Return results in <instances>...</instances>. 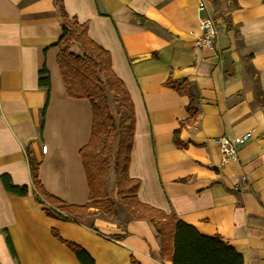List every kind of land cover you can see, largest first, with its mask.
<instances>
[{"label":"crops","instance_id":"1","mask_svg":"<svg viewBox=\"0 0 264 264\" xmlns=\"http://www.w3.org/2000/svg\"><path fill=\"white\" fill-rule=\"evenodd\" d=\"M63 1L111 54L133 102L129 176L139 182V203L219 237L244 264H264V0ZM200 5L218 24L213 49L194 43ZM61 35L54 0H0V177L29 187L19 197L0 181V264H80L52 230L96 264H130L131 256L141 264H171L158 259L160 239L147 221L118 225L97 216L95 231L47 217L35 199L27 153L39 163L47 193L77 206L90 196L80 150L91 137L92 111L88 100L66 93L56 61ZM43 66L51 84L44 120ZM169 78L194 101L167 86ZM248 131L253 137L239 147L238 162L223 163L214 140Z\"/></svg>","mask_w":264,"mask_h":264},{"label":"trees","instance_id":"2","mask_svg":"<svg viewBox=\"0 0 264 264\" xmlns=\"http://www.w3.org/2000/svg\"><path fill=\"white\" fill-rule=\"evenodd\" d=\"M62 20V35L55 44L59 49L57 65L63 85L70 98L86 99L92 111V131L89 143L80 150L83 169L90 190L89 202L84 206L70 205L53 197L39 180V163L27 153L31 170L33 189L36 201L43 206L45 215L66 222L88 224L95 230L91 210H99L107 198L106 180L110 173L112 146L117 139L114 158V174L118 194L124 199L130 213L128 221H147L154 226L160 239L161 252L158 259L171 264H244V258L237 251L223 242L219 237L201 235L194 227L178 221L175 216L144 206L136 197L139 182L129 176V165L133 148L135 131V112L129 92L112 67L111 54L96 45L88 36L87 24H80L75 17H70L65 10L63 0H54ZM144 25L146 19L136 16ZM73 45L80 47L82 55L72 52ZM38 85L47 89L42 118L44 120L50 100V77L46 67L39 71ZM167 86L194 101L195 96L169 78ZM107 92L113 94V103L118 106L119 123L116 125L110 110ZM196 117V113L189 109ZM43 129V125H42ZM41 129V130H42ZM175 143L181 146L179 131H175ZM1 184L8 194L26 197L29 187L14 185L9 175L0 177ZM54 238L67 246L80 264H96L94 259L77 244L65 241L56 230ZM7 247L13 259L17 255L9 235ZM130 264H141L133 256Z\"/></svg>","mask_w":264,"mask_h":264},{"label":"built area","instance_id":"3","mask_svg":"<svg viewBox=\"0 0 264 264\" xmlns=\"http://www.w3.org/2000/svg\"><path fill=\"white\" fill-rule=\"evenodd\" d=\"M200 15V34L195 37L194 43L200 48L213 49L218 36L216 20L207 14L204 5L198 8ZM252 132L248 131L238 137L220 136L214 140L223 159V163L238 162L239 147L252 138ZM243 181L245 179L243 178Z\"/></svg>","mask_w":264,"mask_h":264},{"label":"rangeland","instance_id":"4","mask_svg":"<svg viewBox=\"0 0 264 264\" xmlns=\"http://www.w3.org/2000/svg\"><path fill=\"white\" fill-rule=\"evenodd\" d=\"M200 25V23H199ZM72 52L77 55H82V51L79 46L73 45ZM107 98L110 106V110L113 114L116 125L119 123V110L118 106L113 103V94L107 92ZM117 148V139L112 146V160L110 163V173L106 180L107 198L104 200L99 213H92L90 220L94 221L95 217L100 216L101 219L107 222L116 223L118 225L124 223L131 215L125 205L124 199L118 194L116 179L114 174V158Z\"/></svg>","mask_w":264,"mask_h":264}]
</instances>
